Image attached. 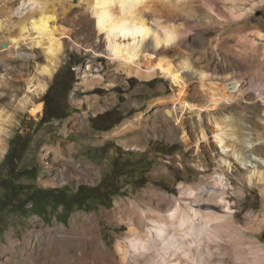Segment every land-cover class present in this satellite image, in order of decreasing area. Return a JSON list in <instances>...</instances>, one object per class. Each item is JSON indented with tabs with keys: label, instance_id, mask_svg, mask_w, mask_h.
<instances>
[{
	"label": "rangeland",
	"instance_id": "1",
	"mask_svg": "<svg viewBox=\"0 0 264 264\" xmlns=\"http://www.w3.org/2000/svg\"><path fill=\"white\" fill-rule=\"evenodd\" d=\"M4 7L13 10L12 22L24 18L26 12L33 9L29 0H0V23L4 21ZM214 8L219 9V4L216 3ZM195 10L193 18H190L192 29L189 36L193 46L198 48L199 44L215 39L220 30L206 25L202 10L199 7ZM243 24H231L217 42L215 56L220 63L221 57L229 61L223 62L227 73L212 67L208 69L214 76L213 82L225 91L232 89L233 80L225 79L228 74L240 81L239 89L248 86L244 75L249 71L246 61L250 57V41L254 42V47L263 48V41L258 40L255 33L264 34V4L251 14L244 28L236 30ZM69 28L77 33L85 29ZM2 29L0 98L4 99H0V140L4 151L0 153V264H78L77 261L72 262L71 257L65 260L67 256L64 254H61L65 260L62 261L55 246L58 243L62 245L63 240L66 245L69 239L79 238L72 230L75 219L79 220V217L93 220L98 247L78 248L74 251L76 258L81 250L113 256L118 242L126 244L127 227L116 219L118 207L129 213V204L134 202L147 213L148 208L143 201L163 204L169 197H180L181 185L217 180L218 162L226 168L227 198L231 207L228 212L236 215L235 220L239 224L245 225L249 213L260 211L262 200L256 189L246 186L241 200L234 196V191L241 184L239 179L248 172L251 164L241 166L231 155L221 151L210 131L214 118L220 121L232 114L245 123L248 129L246 135L250 134L253 142L254 126L261 123L262 109L256 94L252 95L255 104L251 108L234 99L225 108L220 106L202 112L200 123L204 126L206 142L195 127V112L184 114L183 127L188 134L186 146L181 129L174 126L172 119L168 123L161 122L163 108L159 103L176 91L169 81L156 77L140 82L128 80L123 75L108 78L115 68L113 65L109 66L106 59L95 58L83 48L71 45L65 46V58L53 76L46 79L39 71L45 65L42 53L38 49L33 52L20 47L14 54H9L3 42L8 29ZM209 30L211 32H207ZM36 56L42 58L33 59ZM11 57L18 58L17 62H8ZM87 67L93 74H101L104 82L94 89L83 91L81 76ZM9 79L19 82L12 85L17 94L13 89L10 92L3 89L8 86L6 81ZM26 79H31L32 86L42 82L47 84L40 96L28 94L35 104L43 105L36 117L28 113L29 106L18 105L28 93ZM112 80L114 86H109ZM186 83L189 85V103L205 107L208 92L202 91L197 79L188 78ZM137 116L141 119L140 128L123 136H114V130ZM262 142L255 143L260 145ZM130 143H134V147ZM56 150L61 156L55 154ZM219 155L228 164H222ZM197 162L202 167H198ZM33 167L36 168L34 174H20ZM32 175L34 178H31ZM52 191L65 193L64 199L61 200ZM66 203L70 211L65 207ZM144 224L150 230L151 223L146 221ZM254 238L264 245V227ZM215 244L214 264H233L231 253L221 243ZM107 263L112 264L113 261L107 260Z\"/></svg>",
	"mask_w": 264,
	"mask_h": 264
},
{
	"label": "bare ground",
	"instance_id": "2",
	"mask_svg": "<svg viewBox=\"0 0 264 264\" xmlns=\"http://www.w3.org/2000/svg\"><path fill=\"white\" fill-rule=\"evenodd\" d=\"M29 1L33 9L27 11L24 18L17 22L11 21L13 10L5 7V11L2 9L4 21L0 23V31L2 28L8 29L3 42L9 54H14L20 47L33 52L38 49L45 60V65L39 71L44 78L49 79L65 58V46L71 45L83 48L95 58L106 59L109 66L113 65L115 68L108 78L115 79L123 75L128 80L136 79L140 82L151 81L156 77L169 81L176 91L159 103L163 108L161 122L168 123L172 119L174 126L181 129L182 141L186 146L188 134L186 135L183 127L184 114L195 112V127L206 142L204 126L200 123L202 112L220 106L225 108L234 99L241 100L246 108H251L255 104L252 97L255 94L262 105L259 117L261 123H255L253 142L249 138L250 134L246 135L248 129L246 130L245 123L232 114L222 117V121L214 118L210 128L212 138L221 151L231 155L241 166L251 164L248 172L239 179L241 184L234 191V196L241 200L248 186L258 191L262 203L259 212L246 216L245 225L239 224L235 220L236 215L228 212L231 207L227 198L226 168L218 162V170L215 172L217 180L207 183L200 180L195 185H181L180 197H169L163 204L154 205L151 200L143 201L148 208L147 213L134 202L129 204V213L118 207L116 219L127 227L126 244L118 242L113 256L99 251L82 252L87 246L98 247L95 225L88 217L75 219L72 230L79 238L69 239L66 245L64 240L62 245L58 243L55 248L59 255L64 254L67 256H64L65 260L71 257L72 262L80 264H105L107 260L114 264H214L213 250L214 246L217 247L215 243L219 242L231 253L233 264H264V245L254 238L264 227V34L259 31L255 33L258 40L263 41V48L254 47V42L250 41V57L246 61L249 71L244 75L248 85L246 88L239 89L240 81L228 74L225 79L233 80L232 89L225 91L221 85L213 82L214 76L208 71L212 67L227 73L223 62L229 61L221 57L220 63L215 56L217 42L226 34L231 24L244 22L236 30L244 28L248 18L264 4V0ZM216 3L219 4L217 10L214 8ZM195 7L202 10V19L206 25L220 30L215 39L199 44L198 48L193 46L189 36L192 29L190 18L196 12ZM69 26L85 29L77 33ZM42 57L36 56L33 59L39 60ZM17 59L11 57L7 61L16 63ZM90 67L81 76L83 91L94 89L104 82V77L99 73L93 74ZM188 78L197 79L202 91L208 92L205 107L189 103V85L186 83ZM17 82L9 79L6 81L8 86L3 89L7 92L13 89L15 92L12 85ZM114 83L112 80L108 85L114 86ZM31 84V79H26L28 93L18 105L29 106L28 113L36 117L43 105L35 104L29 95L40 96L47 84ZM85 101L88 102V98ZM140 120V116H137L135 120L122 124L114 130V136L136 131L141 126ZM208 121H211L209 117ZM262 140L260 145L255 143ZM196 147L198 149L197 144ZM2 151L4 146L0 140V153ZM54 152L58 157L61 156L59 151ZM220 159L222 164H228L224 157ZM195 164L202 167L199 162ZM144 221L151 223L150 230L145 228ZM78 248L82 250L76 258L74 251ZM61 256L62 261H65ZM57 259L60 260L59 257Z\"/></svg>",
	"mask_w": 264,
	"mask_h": 264
},
{
	"label": "trees",
	"instance_id": "3",
	"mask_svg": "<svg viewBox=\"0 0 264 264\" xmlns=\"http://www.w3.org/2000/svg\"><path fill=\"white\" fill-rule=\"evenodd\" d=\"M43 118H45V115H43ZM43 118H42V119H43ZM35 172H36V168L33 167V168H31V169H27V170L22 171L20 174H21V175H27V176H29V174H34ZM31 178H34V175H32ZM54 192H55L56 196H59L60 198H62L61 200L64 199L65 193L60 194V193H57V191H52V193H54ZM65 207H67L68 210L70 211L71 208H70V206L68 205V203H66V206H65ZM67 214H68V211H67Z\"/></svg>",
	"mask_w": 264,
	"mask_h": 264
}]
</instances>
